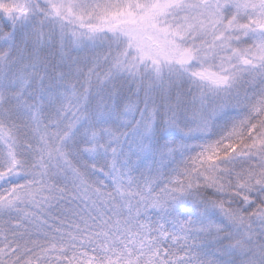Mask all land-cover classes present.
Wrapping results in <instances>:
<instances>
[{
  "label": "snow or ice",
  "instance_id": "1",
  "mask_svg": "<svg viewBox=\"0 0 264 264\" xmlns=\"http://www.w3.org/2000/svg\"><path fill=\"white\" fill-rule=\"evenodd\" d=\"M0 264H264V0H0Z\"/></svg>",
  "mask_w": 264,
  "mask_h": 264
}]
</instances>
